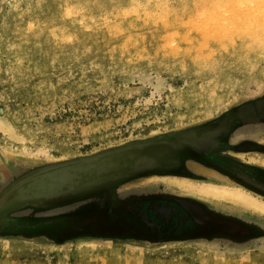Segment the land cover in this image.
Instances as JSON below:
<instances>
[{
  "label": "rangeland",
  "instance_id": "obj_1",
  "mask_svg": "<svg viewBox=\"0 0 264 264\" xmlns=\"http://www.w3.org/2000/svg\"><path fill=\"white\" fill-rule=\"evenodd\" d=\"M261 100L264 0H0V198L38 170L124 156ZM138 154L117 163L116 177L139 170L140 161L154 166ZM233 155L264 166V153ZM186 162L200 171L178 180L236 187L264 203ZM105 175L78 179L88 190ZM173 179L151 182L204 201L197 203L224 218L222 234L152 244L35 238L15 226L35 213L11 206L0 212V264H264L262 216L205 201Z\"/></svg>",
  "mask_w": 264,
  "mask_h": 264
},
{
  "label": "flooded vegetation",
  "instance_id": "obj_2",
  "mask_svg": "<svg viewBox=\"0 0 264 264\" xmlns=\"http://www.w3.org/2000/svg\"><path fill=\"white\" fill-rule=\"evenodd\" d=\"M137 151L142 155L140 158L154 154V166L127 171V174L116 177L113 171L117 163L129 161V154ZM247 152L264 153V100L237 108L192 131L128 148L123 152L124 156L103 162L108 166L102 173L107 175L101 186L84 190L76 185L78 180L75 179L76 183L65 184L59 190L51 189L48 197L49 200L81 197V201L33 203L65 208L68 213L62 234L70 238L151 244L210 239L222 234L220 225L224 218L197 203L204 202L201 199L166 192L151 180L189 178L190 171H200L199 167L187 164L186 160L192 159L199 166L210 168L264 197V166L248 167L233 155ZM57 167L30 174L27 181L22 180L8 192V199L17 196V189H25L41 180L55 185L59 181ZM137 180L142 182L131 185ZM73 207H79L76 213H73Z\"/></svg>",
  "mask_w": 264,
  "mask_h": 264
},
{
  "label": "crops",
  "instance_id": "obj_3",
  "mask_svg": "<svg viewBox=\"0 0 264 264\" xmlns=\"http://www.w3.org/2000/svg\"><path fill=\"white\" fill-rule=\"evenodd\" d=\"M58 174V172H56ZM125 187V186H122ZM50 193V192H49ZM27 195L25 192L22 196L14 197L13 199H7L5 202H15V204H11L2 211H10L12 210L11 206H18L17 208L21 210H30L33 211L35 214H30L31 219L25 220L23 216L19 217V222L15 224L20 229L22 226L26 227L27 229L33 232L32 235L35 238H46V239H62V238H70L67 236H63L62 232L64 231L65 222H66V212L65 208L60 206H52V205H44V204H36L33 202H77L81 201L78 197L71 198V199H56V200H49L48 197L34 199L31 197H25ZM85 199V198H84ZM17 202V203H16ZM79 207H73V213H76ZM1 211V212H2ZM45 213V214H41ZM39 214V215H38ZM50 214L52 217H42L48 216ZM76 238V237H72Z\"/></svg>",
  "mask_w": 264,
  "mask_h": 264
},
{
  "label": "bare ground",
  "instance_id": "obj_4",
  "mask_svg": "<svg viewBox=\"0 0 264 264\" xmlns=\"http://www.w3.org/2000/svg\"><path fill=\"white\" fill-rule=\"evenodd\" d=\"M155 158L156 156L151 154L149 158L145 159H147V161L150 160L151 165H154L153 162L155 161ZM145 166L147 165H144V162L140 161V165H138L136 169H142V167L146 168ZM77 180V184L81 186L83 182H80L79 179ZM170 182L176 187L183 189V191L185 190L206 201L229 205L231 207L241 209L242 211L244 210L258 214L264 218V203L250 197V195L236 187H227L225 185L214 183H195L184 179H173L170 180Z\"/></svg>",
  "mask_w": 264,
  "mask_h": 264
},
{
  "label": "water",
  "instance_id": "obj_5",
  "mask_svg": "<svg viewBox=\"0 0 264 264\" xmlns=\"http://www.w3.org/2000/svg\"><path fill=\"white\" fill-rule=\"evenodd\" d=\"M115 154L97 155L77 163L59 166L56 168V171L58 170L57 180L59 181L55 185H50L47 180H41L39 183L29 185L25 189H17L16 192L18 194L16 197L22 196L25 192L27 194L25 197L43 198L50 196L49 192H51V189L57 188L59 190L65 184L75 183V179L83 178L84 176L94 177V175L99 177V174H102L105 168H100L99 164H96L97 160L102 158L116 159L119 156ZM24 181H27V179ZM8 197L9 193L0 198V212L12 204V202H5Z\"/></svg>",
  "mask_w": 264,
  "mask_h": 264
}]
</instances>
